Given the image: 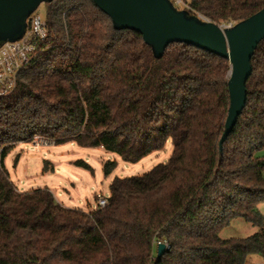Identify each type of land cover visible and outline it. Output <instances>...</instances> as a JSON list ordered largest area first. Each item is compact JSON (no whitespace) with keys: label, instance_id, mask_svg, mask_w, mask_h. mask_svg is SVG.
Wrapping results in <instances>:
<instances>
[{"label":"trees","instance_id":"trees-1","mask_svg":"<svg viewBox=\"0 0 264 264\" xmlns=\"http://www.w3.org/2000/svg\"><path fill=\"white\" fill-rule=\"evenodd\" d=\"M187 2L220 24L264 5ZM45 5L48 35L15 89L0 97V264H247L254 254L264 257V38L252 58L246 104L221 154L228 58L177 41L157 57L140 32L117 29L94 0ZM169 139L167 161L141 175L116 176L107 204L91 211L63 205L48 188L19 191L5 165L19 142L76 141L136 163ZM116 166L106 160L105 174ZM236 217L258 230L221 237ZM157 241L168 244L161 257Z\"/></svg>","mask_w":264,"mask_h":264},{"label":"water","instance_id":"water-1","mask_svg":"<svg viewBox=\"0 0 264 264\" xmlns=\"http://www.w3.org/2000/svg\"><path fill=\"white\" fill-rule=\"evenodd\" d=\"M52 0H0V47L21 39L28 18L42 3ZM112 19L117 29L140 32L157 57L173 42H186L229 59L230 106L223 143L233 131L247 100V82L253 71L252 58L264 38V5L251 16L233 25L220 24L199 13L177 7L172 0H94ZM160 242L157 255L167 251Z\"/></svg>","mask_w":264,"mask_h":264},{"label":"rangeland","instance_id":"rangeland-1","mask_svg":"<svg viewBox=\"0 0 264 264\" xmlns=\"http://www.w3.org/2000/svg\"><path fill=\"white\" fill-rule=\"evenodd\" d=\"M183 1L189 5L187 0ZM45 8V3H42L34 17L46 20ZM172 151L173 141L169 139L163 149L132 163L123 160L118 153L102 147L81 146L76 141L53 144L34 140L19 142L5 158V165L19 191L48 188L63 205L91 211L98 205V195H110V184L116 176L144 174L156 164L167 161ZM78 159L87 161L92 169L77 164L75 161ZM109 159L116 160L117 166L112 173L106 175L104 163ZM260 204L264 214V202ZM251 227H254L252 223L236 217L221 230L220 236L246 237L254 233L251 232Z\"/></svg>","mask_w":264,"mask_h":264},{"label":"built area","instance_id":"built-area-1","mask_svg":"<svg viewBox=\"0 0 264 264\" xmlns=\"http://www.w3.org/2000/svg\"><path fill=\"white\" fill-rule=\"evenodd\" d=\"M172 1L179 8L189 7L183 0ZM38 10H35L28 18V26L24 36L19 40L6 42L0 48V97L15 89L19 71L35 55L38 41L44 40L48 35L47 21L34 17ZM233 24V22H229L226 25ZM0 148L1 152L2 147ZM98 197V205L107 204L108 197L102 194ZM160 242L162 241H157L156 245L158 246ZM252 264H264V261H255Z\"/></svg>","mask_w":264,"mask_h":264},{"label":"crops","instance_id":"crops-1","mask_svg":"<svg viewBox=\"0 0 264 264\" xmlns=\"http://www.w3.org/2000/svg\"><path fill=\"white\" fill-rule=\"evenodd\" d=\"M260 205L259 204V209H260ZM261 210V209H260ZM258 230V227L257 226H254V227H251V232H256ZM264 260V257H262L261 255H258V254H254L252 255L250 258H249V261L247 262V264H252L253 262L255 261H263Z\"/></svg>","mask_w":264,"mask_h":264}]
</instances>
